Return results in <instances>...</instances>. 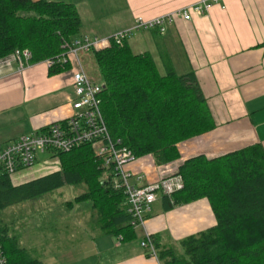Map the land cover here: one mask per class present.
<instances>
[{
	"label": "trees",
	"instance_id": "obj_1",
	"mask_svg": "<svg viewBox=\"0 0 264 264\" xmlns=\"http://www.w3.org/2000/svg\"><path fill=\"white\" fill-rule=\"evenodd\" d=\"M81 19L74 4L51 0H0V60L28 50L29 64L57 60L63 42L79 38ZM158 34L156 31H151ZM122 45L90 52L103 83L101 111L108 132L134 154L154 166L177 165L183 188L159 195L163 211L198 200L208 201L216 225L172 245L149 238L160 264H264V150L253 144L217 157L204 155L180 161L178 146L213 131L212 113L194 72L178 75L169 57L160 53L164 74L151 54L133 53ZM71 70L68 63L48 69L54 76ZM58 169L14 185L0 177V249L6 264H44L20 245L1 218L3 211L64 186L83 185L69 208L89 203L91 223L101 234L121 242L136 238L123 192L94 155L90 144L55 153ZM168 176V177H169ZM167 177V176H166ZM147 254L148 251H146Z\"/></svg>",
	"mask_w": 264,
	"mask_h": 264
},
{
	"label": "crops",
	"instance_id": "obj_2",
	"mask_svg": "<svg viewBox=\"0 0 264 264\" xmlns=\"http://www.w3.org/2000/svg\"><path fill=\"white\" fill-rule=\"evenodd\" d=\"M123 1L128 18L121 23L85 22L74 4L81 19L79 37L108 38L132 28L136 20L147 21L177 13L200 0ZM206 1L211 7L205 15L193 17L188 22L176 18L163 36L139 31V38L132 43L131 37L127 40L131 49L132 44H140L147 50L155 48L158 57L165 53L178 75L194 72L207 100L216 127L180 144V161L199 155L213 158L253 144L261 145L264 150V0H221L219 4ZM48 69L45 62H40L25 63L20 70L13 55L0 60V129L11 123L15 129L13 140L65 121L73 113V70L49 76ZM3 145L5 143L0 144ZM141 165L149 171L150 182L169 176L177 166L158 168L150 158H145L129 167L138 171ZM36 167L31 175L15 178L17 182L12 181L13 184L19 185L46 174ZM156 201L151 205L144 226L135 229L136 238L131 242L101 234L90 225L91 219L90 234L85 228L77 227L80 225L77 219L68 225V214L64 213L55 214V217L49 215V219H53L46 227L50 233L47 237L42 236L44 239L39 238L41 247L25 249L44 264L40 258L44 253L50 260L60 254L63 264H160L141 247L146 235L158 236L160 243L166 244L165 234L178 242L216 225L205 199L176 206L167 212L163 211L161 200V206H154ZM72 208L66 203V209ZM74 235H83L87 239L77 245L78 238L67 237Z\"/></svg>",
	"mask_w": 264,
	"mask_h": 264
},
{
	"label": "built area",
	"instance_id": "obj_3",
	"mask_svg": "<svg viewBox=\"0 0 264 264\" xmlns=\"http://www.w3.org/2000/svg\"><path fill=\"white\" fill-rule=\"evenodd\" d=\"M221 0H212L219 4ZM211 3L200 0L181 11L151 20H136L132 28L120 31L108 38L79 37L71 43L63 42V53L57 60L44 61L48 68L57 63H68L73 70L72 87L74 99L71 101L72 115L65 121L53 123L42 130L23 134L16 140L0 146V177H12L33 170L42 163L44 171L58 169L55 153L68 152L84 144H90L94 155L102 162L112 178L114 188L123 192L127 200L128 214L132 225L142 228L146 217L151 211V205L159 195H171L183 188L179 176H167L156 182L148 180V170L144 165L138 171L130 169L137 163L134 154L123 146L120 140L113 139L107 129L101 111V94L103 83L99 75H87L80 62V53H90L109 48L112 44L122 45L133 32L156 31L163 36L176 18L190 21L193 17L205 15ZM19 62L20 70L28 64L31 53L28 50L15 51L12 54ZM40 156L47 158L40 162ZM54 166V167H52ZM47 167V170H46ZM141 247L149 255L157 259L153 243L146 235ZM158 260V259H157ZM0 264H6V258L0 249Z\"/></svg>",
	"mask_w": 264,
	"mask_h": 264
},
{
	"label": "rangeland",
	"instance_id": "obj_4",
	"mask_svg": "<svg viewBox=\"0 0 264 264\" xmlns=\"http://www.w3.org/2000/svg\"><path fill=\"white\" fill-rule=\"evenodd\" d=\"M69 1V3L75 4L85 22H126L127 21V13L125 10V4L123 0H63ZM141 36L139 32H133L131 37V43L133 40H136ZM132 49L134 53L149 51L157 64L159 73L164 74L162 64L160 62V57L155 51V48H145L142 45H134L132 44ZM80 62L82 64L83 69L90 77L97 76V68L94 65L91 54L90 53H80L79 55ZM15 129L8 123V125L0 129V144H8L13 140V134ZM9 141V142H8ZM7 142V143H6ZM4 146V145H3ZM47 157L40 156V162L44 161ZM54 167V166H52ZM38 169H44L45 166L40 163ZM47 170V167H46ZM32 170L27 172L20 173L14 177H12V181L16 183L15 178H23L24 176L31 175ZM48 172V171H46ZM28 173V174H27ZM38 175V174H36ZM85 192V188L83 185L78 186H64L54 192L42 195L34 200L25 202L21 205L10 207L2 212L1 218L3 221L10 226L11 235H17L19 239L20 245L24 248H32V247H41V243L39 244V238L44 239L42 236L47 237L50 233L48 230L47 224L52 222L53 219H49V215L53 214H68L67 223L68 225L74 220H79L80 225L77 227L85 228L88 230L87 232L90 234L89 226L90 224V204L83 203L80 205H76L72 209H66V203L73 202L74 198L78 195ZM161 201L158 199L154 206H161ZM83 208V209H81ZM92 226V224H90ZM70 228V226L68 227ZM73 228V227H72ZM139 230V229H136ZM68 238L74 237L78 238V244L81 242H85L87 237L83 235H74L67 236ZM166 244L172 245L177 250L179 249L178 245L174 240L171 239L169 235L165 234ZM40 250V249H37ZM45 253L40 257L42 258L46 264H63L62 257L60 254H56V259L50 260V257H47ZM66 256L63 258L65 259Z\"/></svg>",
	"mask_w": 264,
	"mask_h": 264
}]
</instances>
